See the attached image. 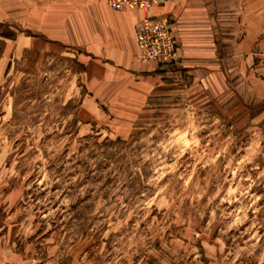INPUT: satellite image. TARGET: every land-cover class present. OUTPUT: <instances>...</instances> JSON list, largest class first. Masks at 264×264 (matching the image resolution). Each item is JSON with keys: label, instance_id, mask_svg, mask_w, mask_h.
I'll use <instances>...</instances> for the list:
<instances>
[{"label": "rangeland", "instance_id": "obj_1", "mask_svg": "<svg viewBox=\"0 0 264 264\" xmlns=\"http://www.w3.org/2000/svg\"><path fill=\"white\" fill-rule=\"evenodd\" d=\"M156 16L180 59L146 61L165 71L146 97L95 68L91 95L72 45L9 40L0 264H264V0H188ZM251 29L254 46H239Z\"/></svg>", "mask_w": 264, "mask_h": 264}, {"label": "crops", "instance_id": "obj_2", "mask_svg": "<svg viewBox=\"0 0 264 264\" xmlns=\"http://www.w3.org/2000/svg\"><path fill=\"white\" fill-rule=\"evenodd\" d=\"M187 3L188 0H171L152 12L181 15ZM238 13L241 15V11ZM145 15L146 11L136 8L113 10L101 0H0V27H17L20 31L15 38L0 32V40H4L0 47V73L9 65V40L20 41L23 47H29L36 45L42 37L84 52L87 70L83 73L90 74L91 95H97L96 89L102 84L93 75L95 68L105 74L106 82H131L127 86L128 95L149 96L158 87L165 71L160 64L144 62L139 57L141 51L135 39V26ZM252 32L251 29L244 35L240 33L236 43L252 48L257 40V33ZM192 41L193 44L203 43L201 38ZM188 53L185 55L188 61L207 60V56L201 58L203 56L196 52ZM185 64L191 69V63Z\"/></svg>", "mask_w": 264, "mask_h": 264}, {"label": "built area", "instance_id": "obj_3", "mask_svg": "<svg viewBox=\"0 0 264 264\" xmlns=\"http://www.w3.org/2000/svg\"><path fill=\"white\" fill-rule=\"evenodd\" d=\"M168 0H109L114 8H136L148 12L155 5ZM135 39L144 61L177 63L180 59L178 41L174 36L170 19L147 14L135 26Z\"/></svg>", "mask_w": 264, "mask_h": 264}, {"label": "trees", "instance_id": "obj_4", "mask_svg": "<svg viewBox=\"0 0 264 264\" xmlns=\"http://www.w3.org/2000/svg\"><path fill=\"white\" fill-rule=\"evenodd\" d=\"M71 259L70 256H65L62 259H60L58 264H67V262L69 263V260Z\"/></svg>", "mask_w": 264, "mask_h": 264}]
</instances>
